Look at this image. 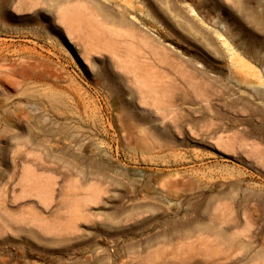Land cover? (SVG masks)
<instances>
[{"label": "rangeland", "instance_id": "374dc122", "mask_svg": "<svg viewBox=\"0 0 264 264\" xmlns=\"http://www.w3.org/2000/svg\"><path fill=\"white\" fill-rule=\"evenodd\" d=\"M0 264H264V0H0Z\"/></svg>", "mask_w": 264, "mask_h": 264}, {"label": "bare ground", "instance_id": "6f19581e", "mask_svg": "<svg viewBox=\"0 0 264 264\" xmlns=\"http://www.w3.org/2000/svg\"><path fill=\"white\" fill-rule=\"evenodd\" d=\"M228 228H226L225 230H219L217 232V241L219 243H226V244H230L231 243V240H230V237L227 235V232H228Z\"/></svg>", "mask_w": 264, "mask_h": 264}]
</instances>
